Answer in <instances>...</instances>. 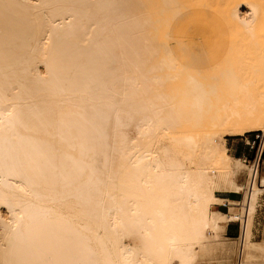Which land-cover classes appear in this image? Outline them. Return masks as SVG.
Wrapping results in <instances>:
<instances>
[{
  "label": "bare ground",
  "instance_id": "6f19581e",
  "mask_svg": "<svg viewBox=\"0 0 264 264\" xmlns=\"http://www.w3.org/2000/svg\"><path fill=\"white\" fill-rule=\"evenodd\" d=\"M178 4L0 0V264H200L234 222V263L264 264V174L245 159L231 168L225 146L264 133V87L255 98L230 59L219 72L207 53L184 64L160 40ZM260 15L240 0L223 19L247 40ZM232 204L240 214L215 208Z\"/></svg>",
  "mask_w": 264,
  "mask_h": 264
},
{
  "label": "rangeland",
  "instance_id": "374dc122",
  "mask_svg": "<svg viewBox=\"0 0 264 264\" xmlns=\"http://www.w3.org/2000/svg\"><path fill=\"white\" fill-rule=\"evenodd\" d=\"M157 1V0H155ZM178 7L174 6L172 10H178L180 12L178 18L172 19L170 25L167 27L169 31L173 34V37L168 39H160L161 41L167 42L173 49H175L178 55L183 56V63L190 65L196 62L197 57L207 53L210 56L209 62L205 64L204 69L209 72H219L226 65V62L230 59L231 62L236 66L235 73L241 75L242 72L250 73V77L246 81H250V87L256 89L254 92L255 98H259V91H262L264 83L257 79H254V67L255 64L260 62L264 65V0H257L259 2V7L261 10L260 20L258 23V35L255 38H249V42H258L259 46L256 47V53L247 55L246 49L248 47L247 34L242 33L237 29L229 27L224 17V12L228 7L236 5L240 0H178ZM156 13H152L153 17H157ZM193 24V31L191 26ZM245 38V39H244ZM183 41L184 47L180 45L177 41ZM252 40V41H251ZM231 50V51H230ZM162 53H159L161 56ZM247 55V56H246ZM156 63V56L148 61L144 62L143 71L147 76H152L155 74L152 71V67ZM225 69V68H224ZM223 69V70H224ZM77 69L65 70L66 76H71L75 74ZM259 87V89H258ZM30 123H32L30 121ZM254 133V132H252ZM257 133V132H255ZM262 133V132H261ZM248 134V135H247ZM245 136L239 137L244 139L245 143L248 140H252L255 134L247 133ZM252 135L253 137H249ZM228 136V135H227ZM226 140L232 137H227ZM246 137V138H245ZM234 139V138H233ZM225 146L227 147L226 143ZM247 146V144H246ZM248 147V146H247ZM249 148V147H248ZM230 155L233 156V150L228 151ZM254 158V153L252 157H249L246 161L247 165H251L250 160ZM230 162L231 168L237 166L240 162L235 161ZM238 160V159H237ZM252 162V161H251ZM264 172V153L261 160L260 170ZM261 174V173H260ZM264 174V173H262ZM246 180V175H243L240 183H244ZM258 180V179H257ZM260 181V180H259ZM257 184L260 187V182ZM259 202L260 206L257 208V213L254 219L253 228V240L263 244L264 243V193L260 194ZM223 198H229L236 201H241L243 195L237 194H225L220 195ZM216 209L222 210L223 212H231L235 214L241 213V208L239 206L233 205L228 207L217 206ZM230 210H229V209ZM234 225L238 229V235L236 238H227L226 234H222L214 242L211 241L215 250L206 257H202L200 264H235V251L239 246L240 236H241V224L240 222L229 223ZM130 243L138 244V240L134 237L130 238ZM231 259V260H230ZM228 260V261H227ZM53 262V260H49Z\"/></svg>",
  "mask_w": 264,
  "mask_h": 264
},
{
  "label": "crops",
  "instance_id": "0c3cea01",
  "mask_svg": "<svg viewBox=\"0 0 264 264\" xmlns=\"http://www.w3.org/2000/svg\"><path fill=\"white\" fill-rule=\"evenodd\" d=\"M249 137H253V136L249 135ZM244 141H245L244 139L239 138V137H232L226 140L228 151L233 150L234 152L233 156L229 154L232 158L242 159L245 157L249 158L253 156V151L249 150V148L246 146V143ZM259 170H260V167H259ZM260 173H264V172L260 171ZM223 207H226V206H223ZM225 234L227 238H230V239L236 238L238 235V229L234 225L228 224Z\"/></svg>",
  "mask_w": 264,
  "mask_h": 264
},
{
  "label": "built area",
  "instance_id": "2783aa9c",
  "mask_svg": "<svg viewBox=\"0 0 264 264\" xmlns=\"http://www.w3.org/2000/svg\"><path fill=\"white\" fill-rule=\"evenodd\" d=\"M254 134V138L252 140H248L246 144L249 147V150L254 153V158L250 160V163L254 166L256 165L259 169L264 153V133L257 132ZM245 159L247 160L248 157H245Z\"/></svg>",
  "mask_w": 264,
  "mask_h": 264
},
{
  "label": "trees",
  "instance_id": "16d2710c",
  "mask_svg": "<svg viewBox=\"0 0 264 264\" xmlns=\"http://www.w3.org/2000/svg\"><path fill=\"white\" fill-rule=\"evenodd\" d=\"M250 134H254V133H250Z\"/></svg>",
  "mask_w": 264,
  "mask_h": 264
}]
</instances>
